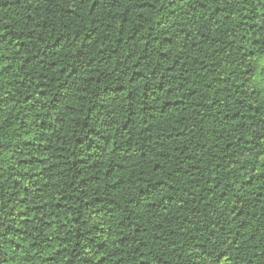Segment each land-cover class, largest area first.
I'll return each instance as SVG.
<instances>
[{"label": "trees", "instance_id": "obj_1", "mask_svg": "<svg viewBox=\"0 0 264 264\" xmlns=\"http://www.w3.org/2000/svg\"><path fill=\"white\" fill-rule=\"evenodd\" d=\"M0 264H264V0H0Z\"/></svg>", "mask_w": 264, "mask_h": 264}]
</instances>
